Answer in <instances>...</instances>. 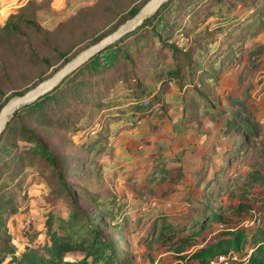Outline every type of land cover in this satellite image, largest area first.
<instances>
[{
    "label": "trees",
    "instance_id": "16d2710c",
    "mask_svg": "<svg viewBox=\"0 0 264 264\" xmlns=\"http://www.w3.org/2000/svg\"><path fill=\"white\" fill-rule=\"evenodd\" d=\"M147 1L124 13L116 10L109 23L118 18L106 30H87L82 41H90L72 55V47L50 46L38 19L43 1L27 0L10 11L0 23V58L20 53L47 69L63 61L49 74L40 70L31 85L9 95L0 75V109L11 96L25 93L113 32ZM35 41L48 49L37 50ZM262 67L264 0H168L53 89L18 107L0 135V264H136L130 232L149 247L159 244L160 256L150 264L165 261L164 253L175 264H211L232 250L246 255L243 264H264V218L245 224L258 211L255 203L261 202L260 197L250 202L248 194L253 184H264L259 163L250 162L252 153L264 157V120L250 107L254 84L242 88L249 73ZM171 83L184 91L180 116L173 123L177 139L193 127L201 131L200 108L217 135L202 154L183 146L182 153L158 158L144 172L143 182L154 185L175 167L190 168L188 185L196 194L178 195L187 204L184 215L172 221L166 210H145L138 203L132 216L129 202L94 191L84 172L100 171L89 162L107 152L111 125L168 116L162 85ZM224 98L231 101L230 108L222 106ZM79 130L84 131L78 143L84 159L52 140V131ZM30 175L29 184L39 176L46 189L45 201L38 205L40 228L14 220L30 208L29 184L25 187ZM234 198L238 200L231 202ZM145 223L148 227L143 228ZM214 224L223 227L215 231Z\"/></svg>",
    "mask_w": 264,
    "mask_h": 264
},
{
    "label": "rangeland",
    "instance_id": "374dc122",
    "mask_svg": "<svg viewBox=\"0 0 264 264\" xmlns=\"http://www.w3.org/2000/svg\"><path fill=\"white\" fill-rule=\"evenodd\" d=\"M26 1L0 0V23L4 22L5 17L10 11L16 10ZM40 1H43V9L39 12L38 19L46 31V37L50 46L58 47L61 50L72 47L68 55H72L73 52L82 48L85 43L90 41L88 38L82 41V38L85 36L82 35L87 30L93 29L94 31L99 27H103L102 30L108 29L118 18L109 23L110 17L116 10L124 13L140 2V0ZM212 19L210 18L209 20ZM73 44L75 45L73 46ZM35 47L37 50H41L43 47L47 48L42 41H35ZM41 53L47 55L49 54V50L46 52L41 51ZM62 61L63 59L47 69L43 63H31L28 56L25 58L20 53L1 57L0 75L2 76L3 87L6 89V95L31 85L36 80L40 70H47V74L53 72ZM2 62H4V65ZM249 77L250 79L244 82L242 88H245L248 83L251 84L252 82L254 84L251 89L252 95L249 99L250 107L256 117L262 116V120H264V67L251 71ZM162 88H164L162 91V101L170 106L168 116L163 119H150L147 117L136 125H132L131 122L125 120L111 125L108 132L109 137L107 142L109 145L107 152L97 155L93 161L89 162L92 167L97 164L100 171L91 173L86 171L84 173L85 179H87L88 184L94 191H99L106 196L116 195L118 198L129 202L130 205L127 209L132 216H134L135 212L134 205L144 203L145 210L151 208L155 212L166 210L171 214L170 219L175 221L187 211L186 202L184 199H180L178 195L180 196L182 193H185L186 196L196 194V191L188 185L191 178L190 168L182 169L175 167L170 170L165 180L159 179L158 183L154 185H151L152 183L150 182H143L144 172L158 158L168 159L174 153H182L183 146H187L190 153L192 151L193 154H202L206 148V143H213L215 141L217 129L211 122L204 121L202 108H200L201 131L198 132L197 128L193 127L190 131L185 132L186 135L183 134L184 131L181 133L182 136L179 135L182 139L183 137L185 139H177L178 134L173 123L180 116L182 108L181 96L184 91L172 83L162 85ZM232 93L240 94L241 91L233 90ZM230 103L231 101L227 98L222 100L223 107L230 108ZM257 110H262L261 112L263 113L260 114ZM99 123L97 122L96 125L100 126ZM208 130L211 131L207 133ZM52 133L54 134L52 140L58 143V146H66L72 154H79L83 159L85 158L84 152L78 148V143L84 137L83 130H79L75 134L73 131H52ZM184 155H187V153H184ZM252 155L250 162H258L259 169L264 172V157L254 153ZM175 166L178 165L175 164ZM38 177L37 181L33 179L32 183L29 184L30 175L25 183V187L29 184L27 192L29 197L31 196V201L29 210L19 212L14 216V220L19 221L20 226L23 224L28 227L40 228L42 216L38 211V205L45 201L43 197L46 189L41 177ZM152 186L155 190L154 193H150ZM257 197L261 198L260 203L253 202V198ZM248 198L258 208L259 212L257 211L255 214H259L261 218H264V210H259L261 206L264 207V184H253ZM237 200L238 198H234L231 202ZM174 202H176L175 205L173 204ZM58 205L65 210L63 203L60 202ZM248 215L246 214V217ZM248 219L252 220V217ZM146 227H148V224L145 223L143 228ZM222 227L221 224H214L213 229L219 231ZM128 241L130 243V252L136 254V264H150V260L153 257L156 255L160 256L158 243H153L149 247L148 244L139 240L135 232H130ZM160 249L162 248L160 247ZM161 256L165 257V261L158 264L176 263L168 254L164 253ZM74 257L80 258L81 254H75Z\"/></svg>",
    "mask_w": 264,
    "mask_h": 264
},
{
    "label": "water",
    "instance_id": "95a60500",
    "mask_svg": "<svg viewBox=\"0 0 264 264\" xmlns=\"http://www.w3.org/2000/svg\"><path fill=\"white\" fill-rule=\"evenodd\" d=\"M167 1L168 0H148L133 17L120 24L113 32L82 49L65 64L59 67L51 76L45 78L23 94L11 96L0 109V135L6 129L7 124L13 116V112L18 107L34 101L38 96L53 89L61 80L73 72L83 62L91 58L106 45L117 41L129 31L135 29L141 24L143 19L152 16Z\"/></svg>",
    "mask_w": 264,
    "mask_h": 264
},
{
    "label": "built area",
    "instance_id": "2783aa9c",
    "mask_svg": "<svg viewBox=\"0 0 264 264\" xmlns=\"http://www.w3.org/2000/svg\"><path fill=\"white\" fill-rule=\"evenodd\" d=\"M260 223L261 217L259 214H255V217L252 220L245 222L246 225H250L254 222ZM244 254L238 253L236 251H229L226 254H220L214 259L211 264H243L245 260Z\"/></svg>",
    "mask_w": 264,
    "mask_h": 264
},
{
    "label": "crops",
    "instance_id": "0c3cea01",
    "mask_svg": "<svg viewBox=\"0 0 264 264\" xmlns=\"http://www.w3.org/2000/svg\"><path fill=\"white\" fill-rule=\"evenodd\" d=\"M158 263H159V261H156V262H155V264H158Z\"/></svg>",
    "mask_w": 264,
    "mask_h": 264
}]
</instances>
